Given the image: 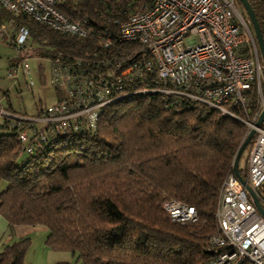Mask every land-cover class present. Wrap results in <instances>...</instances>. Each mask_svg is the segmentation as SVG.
<instances>
[{
    "label": "trees",
    "instance_id": "1",
    "mask_svg": "<svg viewBox=\"0 0 264 264\" xmlns=\"http://www.w3.org/2000/svg\"><path fill=\"white\" fill-rule=\"evenodd\" d=\"M141 1L72 0L62 10L115 30L112 18L125 19ZM248 1L264 42V0ZM10 19L14 32L29 31L22 50L40 57L85 56L95 48L92 39L0 8V22ZM3 40L13 47V36ZM114 45L116 55L132 48ZM6 109L17 113L10 104ZM2 119L0 216L9 232L15 225L45 226L46 246L70 251L76 264H204L211 257L218 189L245 130L237 119L183 96L138 93L104 106L94 132L55 137L34 154ZM170 198L194 206L198 220L172 221L162 209ZM30 242L23 237L6 244L0 264H24Z\"/></svg>",
    "mask_w": 264,
    "mask_h": 264
},
{
    "label": "built area",
    "instance_id": "2",
    "mask_svg": "<svg viewBox=\"0 0 264 264\" xmlns=\"http://www.w3.org/2000/svg\"><path fill=\"white\" fill-rule=\"evenodd\" d=\"M70 1L0 0V8L13 15L25 14L59 33L95 42L85 56L48 58V82L60 98L37 115L8 111L0 93V115L16 128L24 151L34 154L61 135L94 132L102 108L129 95L183 96L243 123L242 140L253 131L240 175L264 211V119L256 125L264 112V63L250 20L236 0H142L125 19L112 18L115 30L93 27L86 16H68L62 8ZM11 24L0 22V40L13 36L17 52L6 77L16 80L22 74L29 85V56L17 55L29 31L21 26L14 32ZM117 42L132 48L116 55ZM234 158L218 189L212 255L204 264H264V214L234 174ZM162 209L181 224L198 220L194 206L178 199H166Z\"/></svg>",
    "mask_w": 264,
    "mask_h": 264
},
{
    "label": "rangeland",
    "instance_id": "3",
    "mask_svg": "<svg viewBox=\"0 0 264 264\" xmlns=\"http://www.w3.org/2000/svg\"><path fill=\"white\" fill-rule=\"evenodd\" d=\"M238 7L240 12H242V14L246 16L245 11L240 2ZM8 21L12 23L10 27H16L14 25L13 19H10ZM33 46L36 47L37 44L33 43ZM34 51V49L31 50L24 48L23 50H21V54H17L19 57L21 55L26 54L32 55L28 58V65L31 76V84L28 85L22 74L16 80L6 77L8 60L9 58L15 56L17 52L15 49H13L12 46L8 45L5 40H0V93L5 91L8 95V97L2 101V105L8 106V104H10L12 106L13 111L31 117L37 115L38 112H40L42 109H45L49 104H51L55 100L54 88L51 87L50 83L48 82L49 59L45 57H40L39 54ZM2 122L3 119L0 115V125ZM248 148L249 143L243 149L237 164L238 169H242L244 173L247 166L246 158ZM2 185L3 182L0 186ZM30 237L32 240L25 253L24 264H40V261L42 259L40 253L42 247L43 234H41V232L36 231Z\"/></svg>",
    "mask_w": 264,
    "mask_h": 264
},
{
    "label": "crops",
    "instance_id": "4",
    "mask_svg": "<svg viewBox=\"0 0 264 264\" xmlns=\"http://www.w3.org/2000/svg\"><path fill=\"white\" fill-rule=\"evenodd\" d=\"M36 231L41 232V234H43L42 247L40 253L42 259L40 261V264H55L57 262H69L71 264H76L74 262V255L70 251L52 250L46 246L45 239L48 231L45 226L15 225L13 226L11 232H9L7 222L2 216H0V250L6 244H9L23 237H29L30 240H32L30 236Z\"/></svg>",
    "mask_w": 264,
    "mask_h": 264
},
{
    "label": "water",
    "instance_id": "5",
    "mask_svg": "<svg viewBox=\"0 0 264 264\" xmlns=\"http://www.w3.org/2000/svg\"><path fill=\"white\" fill-rule=\"evenodd\" d=\"M239 2L241 3L246 16L249 18L250 20V24H251V28L253 30V34L255 36L257 45H258V49H259V53L262 59V62L264 63V42H263V38L261 35V31H260V27L259 24L257 22L256 16L254 14V11L249 3L248 0H239ZM264 119V112L261 113L259 119L256 122V125L260 124V122ZM253 134V131L251 130L248 135L245 137V139L242 141V143L240 144L239 148L237 149L236 153H235V158H234V163H233V171L234 174L239 178V180L246 185V188L248 189L249 193L251 194L254 204L256 205V207L258 208V210L264 214V211L261 209L253 191L250 189V187L245 183V181L243 180L242 176L240 175L238 168H237V164H238V159L243 151V149L246 147V145L249 143L250 138Z\"/></svg>",
    "mask_w": 264,
    "mask_h": 264
}]
</instances>
